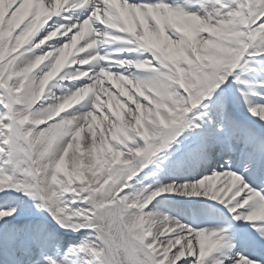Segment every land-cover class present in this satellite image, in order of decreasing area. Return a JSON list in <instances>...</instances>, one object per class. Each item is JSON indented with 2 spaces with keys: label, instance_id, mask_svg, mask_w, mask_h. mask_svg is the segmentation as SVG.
<instances>
[{
  "label": "snow or ice",
  "instance_id": "6c2138e0",
  "mask_svg": "<svg viewBox=\"0 0 264 264\" xmlns=\"http://www.w3.org/2000/svg\"><path fill=\"white\" fill-rule=\"evenodd\" d=\"M0 264H264V0H0Z\"/></svg>",
  "mask_w": 264,
  "mask_h": 264
}]
</instances>
